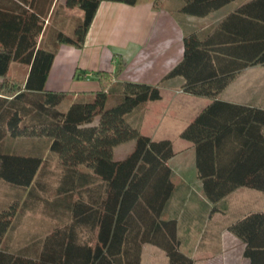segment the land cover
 I'll return each instance as SVG.
<instances>
[{
    "label": "trees",
    "instance_id": "1",
    "mask_svg": "<svg viewBox=\"0 0 264 264\" xmlns=\"http://www.w3.org/2000/svg\"><path fill=\"white\" fill-rule=\"evenodd\" d=\"M102 1L137 0H0V264H143L144 243L163 249L165 264H195L179 247L176 220L162 218L172 141L139 127L159 84L114 80L120 59L116 71H97L94 91L45 87L59 45L83 46ZM181 1L182 12L202 16L232 0ZM255 64L264 65V0H241L215 25L185 33L181 59L161 79L180 76L184 92L210 99L180 136L194 146L212 210L239 186L264 194V109L219 97ZM27 213L46 227L19 229ZM229 229L245 241L249 264H264V212Z\"/></svg>",
    "mask_w": 264,
    "mask_h": 264
},
{
    "label": "crops",
    "instance_id": "2",
    "mask_svg": "<svg viewBox=\"0 0 264 264\" xmlns=\"http://www.w3.org/2000/svg\"><path fill=\"white\" fill-rule=\"evenodd\" d=\"M181 4V0H137L133 5L102 1L83 46L59 45L45 87L70 90L74 95L94 91L99 87L97 71H116L120 59L123 63L114 80L158 83L161 96L148 101L139 127L148 129L146 135L152 139L172 141L174 154L167 164L174 186L162 218L176 220L179 247L195 264H249L250 258L243 254L245 241L229 225L249 213L264 212V194L239 186L212 210L213 203L206 198L197 176L194 146L180 136L210 99L184 92L180 76L161 80L181 59L185 33L215 25L237 3L232 0L202 16L182 12ZM76 8L65 7V14L82 17L83 11ZM219 97L264 109V65L242 69ZM153 246L143 244L142 263L165 264V253ZM145 251L159 254L158 262L150 258L146 263Z\"/></svg>",
    "mask_w": 264,
    "mask_h": 264
},
{
    "label": "rangeland",
    "instance_id": "3",
    "mask_svg": "<svg viewBox=\"0 0 264 264\" xmlns=\"http://www.w3.org/2000/svg\"><path fill=\"white\" fill-rule=\"evenodd\" d=\"M239 1H241V0H235V3H239ZM78 8V7H77ZM76 8V9H77ZM80 9V8H79ZM79 9H77L78 11H80ZM73 16H76V17H80L79 15H73ZM12 67H13V65H12ZM141 132L142 133H144V134H149L150 133V131H148V129H142L141 130ZM132 143H133V140H129V141H126V142H123V143H121V144H118V145H116L115 146V148H114V154H113V157L115 158V159H120V158H122L123 156H125V154H127L131 149H132ZM129 146H131V148L129 147ZM130 148V149H129ZM29 215L30 216H32L31 218H29ZM44 216L42 215L41 216V214H39V213H34V214H26L24 217H23V219H24V221H23V223H21L20 224V226H19V229H22L23 231H26V230H28L29 228H32V229H34L35 227H37V228H39V229H41V228H45L46 227V225H47V220L46 219H44L43 218ZM27 236V235H26ZM25 236V237H26ZM150 245H151V243H150ZM152 245H154V244H152ZM153 247H156V249L160 252V251H162L163 253H165L164 252V250L163 249H161L160 247H158V246H153ZM164 255V254H163ZM159 254H156V253H150V252H148V251H145V253H144V261L146 262V263H148L149 262V259L150 258H153V260L155 261V263H156V260H157V262H158V260H159Z\"/></svg>",
    "mask_w": 264,
    "mask_h": 264
}]
</instances>
